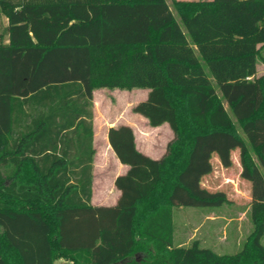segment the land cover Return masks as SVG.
<instances>
[{"label": "trees", "instance_id": "16d2710c", "mask_svg": "<svg viewBox=\"0 0 264 264\" xmlns=\"http://www.w3.org/2000/svg\"><path fill=\"white\" fill-rule=\"evenodd\" d=\"M173 4L179 18L167 0H0V264H264V0ZM97 88L148 89L133 111L174 133L153 158L132 126L109 128L129 166L112 205L92 203ZM235 151L255 227L242 250L175 246V207L232 203L203 181Z\"/></svg>", "mask_w": 264, "mask_h": 264}, {"label": "rangeland", "instance_id": "374dc122", "mask_svg": "<svg viewBox=\"0 0 264 264\" xmlns=\"http://www.w3.org/2000/svg\"><path fill=\"white\" fill-rule=\"evenodd\" d=\"M167 3L173 15L179 18L173 0H167ZM6 26L7 17L0 12V32L5 33L4 39L8 42ZM257 68V74H264V45L260 48ZM146 96L147 89L143 88L95 89L93 204L104 200L112 202L115 199L114 180L117 175V158L108 140L109 127L126 123L133 125L138 135L139 149L156 158L165 154L169 141L174 137L169 123L165 122L159 127H152L144 116L133 111V107ZM233 157V166L225 168L215 156L213 158L215 169L203 181V184L211 190L226 191L232 203L217 208L175 207L173 210L175 246L188 247L197 240L200 246L210 248L218 254H235L242 250L255 227L251 208V186L240 176L238 151L233 153ZM54 264L72 263L58 258Z\"/></svg>", "mask_w": 264, "mask_h": 264}, {"label": "crops", "instance_id": "0c3cea01", "mask_svg": "<svg viewBox=\"0 0 264 264\" xmlns=\"http://www.w3.org/2000/svg\"><path fill=\"white\" fill-rule=\"evenodd\" d=\"M259 75V74H258ZM137 89V88H136ZM148 89H147V95H148ZM147 97V96H146ZM227 105V104H226ZM127 125H130V126H132L133 127V125H131V124H129V123H126ZM159 127V126H158ZM110 128V127H109ZM134 132H135V135H136V142H137V146H138V135H137V132H136V130L134 129ZM139 148V147H138ZM142 151V150H141ZM144 152V151H143ZM144 153H146V154H148L149 156H151V157H153V158H156V157H154V156H152V155H150L149 153H147V152H144ZM116 155V154H115ZM116 158H117V164H116V171H117V175H116V177H118L119 175H122V174H124V173H126L127 172V170H128V168H129V166L128 165H126V164H123L119 159H118V157L116 156ZM116 177H115V179H116ZM114 186H115V180H114ZM114 195H115V199H114V201H112V202H108V201H101V202H98V203H95L96 205H112V204H115L117 201H118V199H119V197H120V195H121V191L115 186V191H114ZM106 196V195H105Z\"/></svg>", "mask_w": 264, "mask_h": 264}]
</instances>
